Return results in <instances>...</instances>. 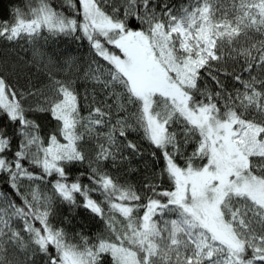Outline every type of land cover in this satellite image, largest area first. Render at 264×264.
<instances>
[{"label":"snow or ice","instance_id":"1","mask_svg":"<svg viewBox=\"0 0 264 264\" xmlns=\"http://www.w3.org/2000/svg\"><path fill=\"white\" fill-rule=\"evenodd\" d=\"M0 41V264H264V0H24Z\"/></svg>","mask_w":264,"mask_h":264},{"label":"trees","instance_id":"2","mask_svg":"<svg viewBox=\"0 0 264 264\" xmlns=\"http://www.w3.org/2000/svg\"><path fill=\"white\" fill-rule=\"evenodd\" d=\"M24 2V0H0V21L6 20L9 18L10 15V9L13 5H22ZM52 2L54 4H60L62 3V0H52ZM172 2L174 4H180L183 2H186V0H172ZM41 43H43V41H41ZM27 47V46H25ZM59 47L61 49H67L72 51L73 53L77 54V55H87L88 52V46L87 43L84 42L83 44H79V43H71V42H62ZM0 52H14V48L12 45H8L3 41H0ZM32 73H35V69L32 70ZM29 73V74H32ZM38 75V74H37ZM34 80H36V76L33 77ZM40 79H43L42 77H40ZM23 82V81H22ZM38 82V81H37ZM41 126H42V134H47L48 132H50L52 130V127L54 126V121H49L46 118H41L40 121ZM136 138V137H133ZM143 147L146 150L148 149V145L146 143H143ZM150 151V150H149ZM79 174V170L78 169H73L72 170V175L76 176ZM114 175H119L122 178H126L124 177L123 172L121 173H114ZM133 181H138L139 177H133L132 178ZM85 183H87V180H84ZM167 186V185H165ZM0 190H4V191H8L7 189V185L4 183L3 179L0 178ZM98 230V226L93 225L91 228V231L94 233Z\"/></svg>","mask_w":264,"mask_h":264}]
</instances>
